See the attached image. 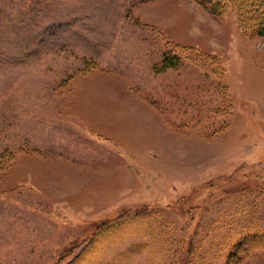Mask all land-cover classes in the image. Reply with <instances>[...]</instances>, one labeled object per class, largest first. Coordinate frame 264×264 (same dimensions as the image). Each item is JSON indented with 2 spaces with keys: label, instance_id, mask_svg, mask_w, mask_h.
Returning a JSON list of instances; mask_svg holds the SVG:
<instances>
[{
  "label": "rangeland",
  "instance_id": "374dc122",
  "mask_svg": "<svg viewBox=\"0 0 264 264\" xmlns=\"http://www.w3.org/2000/svg\"><path fill=\"white\" fill-rule=\"evenodd\" d=\"M0 264H264V36L195 0H0Z\"/></svg>",
  "mask_w": 264,
  "mask_h": 264
},
{
  "label": "trees",
  "instance_id": "16d2710c",
  "mask_svg": "<svg viewBox=\"0 0 264 264\" xmlns=\"http://www.w3.org/2000/svg\"><path fill=\"white\" fill-rule=\"evenodd\" d=\"M214 15H221L228 9L238 12L240 22L255 35L264 36V0H195ZM171 51L173 49H170ZM180 56L167 50L162 57L161 69L175 68Z\"/></svg>",
  "mask_w": 264,
  "mask_h": 264
}]
</instances>
